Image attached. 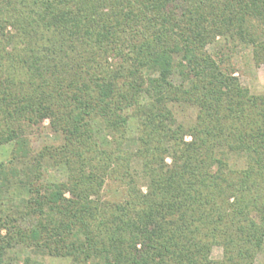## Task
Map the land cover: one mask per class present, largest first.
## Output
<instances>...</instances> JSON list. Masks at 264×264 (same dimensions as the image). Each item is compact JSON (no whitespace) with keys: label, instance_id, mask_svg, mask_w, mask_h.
Instances as JSON below:
<instances>
[{"label":"trees","instance_id":"trees-1","mask_svg":"<svg viewBox=\"0 0 264 264\" xmlns=\"http://www.w3.org/2000/svg\"><path fill=\"white\" fill-rule=\"evenodd\" d=\"M220 39L264 62V0H0V264L20 246L73 264H256L264 93ZM46 119L60 140L36 146Z\"/></svg>","mask_w":264,"mask_h":264},{"label":"rangeland","instance_id":"rangeland-1","mask_svg":"<svg viewBox=\"0 0 264 264\" xmlns=\"http://www.w3.org/2000/svg\"><path fill=\"white\" fill-rule=\"evenodd\" d=\"M218 56H222V53L228 54L229 62L232 67L237 70V75L240 77L241 82L250 88L253 93H264V62L258 63L254 58V53L251 47L246 45L233 44L226 40L220 39V42L216 45ZM211 51L215 50L214 45H210ZM226 57V56H224ZM227 58V57H226ZM174 80L179 81V77L175 75ZM196 109L178 106V117L184 122H191L196 117ZM137 121L132 117L128 127V147L135 149L137 145ZM60 137L52 132L49 128V120L46 119L43 126L39 128L33 135V142L36 146H41L46 143L58 142ZM13 143L0 145V158L8 160L11 156ZM49 180H62L66 178V171L63 168L52 169L47 173ZM117 184L114 181H110L104 189V195L107 198L117 199L123 195L116 190ZM6 205L0 202V214L8 212ZM37 218L30 215L26 218H22L21 222L24 226L32 225L36 222ZM14 256L10 264H73L72 259L62 256L49 255L47 252L26 246H20L14 250ZM214 258H221L223 255V249L220 246H215L212 253ZM256 264H264V247L257 256Z\"/></svg>","mask_w":264,"mask_h":264}]
</instances>
